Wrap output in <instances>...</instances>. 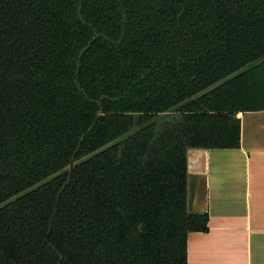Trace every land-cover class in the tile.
I'll return each instance as SVG.
<instances>
[{"label":"trees","instance_id":"obj_1","mask_svg":"<svg viewBox=\"0 0 264 264\" xmlns=\"http://www.w3.org/2000/svg\"><path fill=\"white\" fill-rule=\"evenodd\" d=\"M263 109L264 0H0V264H187V150Z\"/></svg>","mask_w":264,"mask_h":264},{"label":"crops","instance_id":"obj_2","mask_svg":"<svg viewBox=\"0 0 264 264\" xmlns=\"http://www.w3.org/2000/svg\"><path fill=\"white\" fill-rule=\"evenodd\" d=\"M237 117L238 147L187 150V207L208 213V230L188 234L187 264H264V109Z\"/></svg>","mask_w":264,"mask_h":264},{"label":"water","instance_id":"obj_3","mask_svg":"<svg viewBox=\"0 0 264 264\" xmlns=\"http://www.w3.org/2000/svg\"><path fill=\"white\" fill-rule=\"evenodd\" d=\"M82 53H83V52H81V55H82ZM100 113H101V111H100ZM100 113H99V114H100ZM69 168H70V171H71L72 168H73V160L71 161V163H70V165H69Z\"/></svg>","mask_w":264,"mask_h":264}]
</instances>
